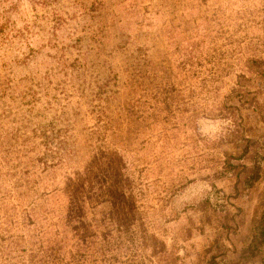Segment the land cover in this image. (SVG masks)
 I'll use <instances>...</instances> for the list:
<instances>
[{
  "label": "rangeland",
  "instance_id": "rangeland-1",
  "mask_svg": "<svg viewBox=\"0 0 264 264\" xmlns=\"http://www.w3.org/2000/svg\"><path fill=\"white\" fill-rule=\"evenodd\" d=\"M241 136L264 0H0V264H232L264 193L216 173Z\"/></svg>",
  "mask_w": 264,
  "mask_h": 264
},
{
  "label": "trees",
  "instance_id": "trees-1",
  "mask_svg": "<svg viewBox=\"0 0 264 264\" xmlns=\"http://www.w3.org/2000/svg\"><path fill=\"white\" fill-rule=\"evenodd\" d=\"M249 75L244 73L236 75V79L230 84L224 100L235 98L237 105H229L227 115L229 124L236 127L239 124H251V118L256 115L258 105L254 102L263 79V71L248 70ZM255 76V78L252 76ZM254 78V79H253ZM252 87V89H251ZM215 109L216 115H224L226 108ZM259 110V108H258ZM229 111V112H228ZM208 115H213L209 112ZM241 130V129H240ZM233 153L228 154L221 162L222 166L216 173L228 176L231 189L236 197L246 196L248 189L262 176L264 171V140L257 142L248 136H241L231 144ZM258 211L248 222V237L242 241L238 254L232 264H264V193L256 202ZM229 264H231L229 262Z\"/></svg>",
  "mask_w": 264,
  "mask_h": 264
}]
</instances>
